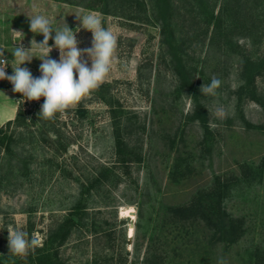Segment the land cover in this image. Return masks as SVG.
Wrapping results in <instances>:
<instances>
[{
  "label": "rangeland",
  "instance_id": "obj_1",
  "mask_svg": "<svg viewBox=\"0 0 264 264\" xmlns=\"http://www.w3.org/2000/svg\"><path fill=\"white\" fill-rule=\"evenodd\" d=\"M121 6L105 14L54 0H0V48L5 49L9 75L16 66L14 48H30L33 39L43 41L42 34L29 28L28 17L35 13L47 16L53 29H62L65 21L78 31L80 49L91 47L92 33L77 17L98 16L102 26L117 37L113 68L105 82L64 113H57L42 135V121L33 126L38 136L32 144L17 133L13 156L0 160L5 178L0 189V264H33L28 257L44 247L50 228L80 200L87 207L85 225L59 248L56 262L147 264L148 250L161 254L162 264H218L221 259L225 264L264 262V107L238 102L234 94L240 85L239 56L224 54L207 43H186L182 52L178 43L172 47L166 43L160 23L128 21ZM258 30L262 33L264 25ZM236 39L252 53L264 48L263 37L253 49L247 38ZM53 44L50 39L49 46ZM173 48L177 59L188 60L196 68V91L180 86ZM50 57L59 60V50L53 47ZM83 59L91 67L86 55ZM40 64L33 57L21 67L41 75ZM213 76L222 82L218 94H202L201 87ZM258 84L264 95V79L259 78ZM22 99L8 80H0V107L16 108L17 113L23 106L38 116L44 98ZM221 107L226 115L218 118L215 111ZM202 119L207 121L206 136ZM8 121H0V128ZM124 124L143 133L142 162H121L115 132H123ZM54 132L61 135V144L54 143ZM68 141L71 144L63 150ZM135 143L133 138L131 144ZM101 166L112 168L118 177L108 180L99 193L83 195V187ZM244 171L250 179L255 172L261 177L252 183L242 181L225 202L232 216L245 221L246 233L237 243L227 247L203 222H179L168 211L189 202L216 177L242 178ZM129 207L134 209L133 216H123L121 209ZM131 224L134 233L129 237ZM12 229L35 236L42 245L26 258L8 255L7 230Z\"/></svg>",
  "mask_w": 264,
  "mask_h": 264
},
{
  "label": "trees",
  "instance_id": "obj_2",
  "mask_svg": "<svg viewBox=\"0 0 264 264\" xmlns=\"http://www.w3.org/2000/svg\"><path fill=\"white\" fill-rule=\"evenodd\" d=\"M74 5H84L91 9H100L107 14L118 9L119 5L124 8V18L128 21L143 23H160L161 31L167 37V44L178 43L177 48L184 52L186 43L210 44L224 54H236L240 58L239 80L240 85L235 90L238 102L252 101L264 107V95L258 84V79H264V48H259L257 52H250L240 45L235 38L242 36L250 40L252 49L262 43L264 31L259 33V26L264 25V0H54ZM249 7V3H251ZM264 45V42H263ZM171 50V48H170ZM172 58L177 75L180 77V86H188V90L196 91L194 75L196 68L183 59H177L175 48L172 49ZM181 58V57H180ZM188 58V57H187ZM33 77L40 75L33 74ZM190 80V82L188 81ZM21 97L23 98L22 94ZM41 110V109H40ZM38 110V113L40 112ZM52 119L39 118L30 111L24 110L20 106L13 120H9L0 128V160L3 157L11 158L15 152L14 146L17 144L16 134L28 137L29 144L37 141L36 132L32 127L42 121L41 135L43 127ZM205 128L207 135L208 126L206 119L200 121ZM13 127L14 131L8 132L6 129ZM19 129V132L16 130ZM132 128L130 124H124V131L115 132V143L117 153L121 156V162H142L143 133L138 134V130ZM144 131V128H143ZM133 138L135 144H131ZM54 143L61 144V135L54 132ZM71 144L70 141L62 148ZM56 151L57 148H55ZM23 151L25 148L23 147ZM138 150V151H137ZM26 153V151H25ZM31 157V155H29ZM24 157L23 163H26ZM20 160V159H19ZM242 167H246L245 165ZM118 175L110 168L101 166L95 172L89 184L82 190L84 193H99L106 182ZM261 177L260 172H255L251 177L244 171L242 178H221L216 177L208 188L198 189L192 198L183 205L169 207L168 211L179 222L199 220L205 226L214 231L217 239L228 247L240 241L246 233L245 221L243 218L232 216L225 208V202L232 195L235 187L242 183H252ZM4 176L0 172V189L4 181ZM8 179V178H7ZM82 200L78 201L69 213L57 221L48 231V236L44 242V247L36 249L34 254L28 258L33 264H62L56 262L58 250L66 245L77 229L85 225L84 220L87 209ZM50 245V248L49 247ZM53 250V251H52ZM52 251V252H51ZM259 258V257H258ZM147 264H162L163 257L156 251L148 250L144 259ZM256 264H264L260 259Z\"/></svg>",
  "mask_w": 264,
  "mask_h": 264
},
{
  "label": "clouds",
  "instance_id": "obj_3",
  "mask_svg": "<svg viewBox=\"0 0 264 264\" xmlns=\"http://www.w3.org/2000/svg\"><path fill=\"white\" fill-rule=\"evenodd\" d=\"M84 29L92 33L91 47L80 49L76 39V32L65 26L62 29H53L50 19L39 13L28 17L30 31L34 34H42L43 41H31L30 48H14L12 74H7L5 68L9 61L3 58L5 49L0 48V80H8L12 84V91L20 93L23 101H38L44 98L39 118L53 119L57 113H64L66 110L81 101L92 91L99 88L107 79L113 68V58L117 49V37L109 29L102 26L98 16L88 15L77 17ZM23 37V33L14 31ZM55 32V36L52 33ZM53 39L54 44L49 46V40ZM22 40V39H21ZM53 47L59 50V60L52 59L50 53ZM30 52H39V55H29ZM87 56L91 60V67L88 66ZM41 60L39 77H33L27 67H21L26 62L30 63L32 58ZM221 80L216 76L211 78L207 85H203L200 92L205 95L216 96L217 89L221 86ZM215 115L218 118L225 117L223 108H217ZM8 231V255L26 258L30 251L42 245L40 239L28 237L22 230L12 229ZM218 264H225L223 259Z\"/></svg>",
  "mask_w": 264,
  "mask_h": 264
},
{
  "label": "bare ground",
  "instance_id": "obj_4",
  "mask_svg": "<svg viewBox=\"0 0 264 264\" xmlns=\"http://www.w3.org/2000/svg\"><path fill=\"white\" fill-rule=\"evenodd\" d=\"M13 111H14L13 109L7 108V111H6V115H5V117H12V115H13ZM2 119H3V118H2ZM121 210H122L121 214H122L123 216H128V215L133 216L132 214H133V212H134V209H133L132 207H129V208H122ZM133 233H134V226L131 224V225L129 226V229H128L129 237H131V236L133 235Z\"/></svg>",
  "mask_w": 264,
  "mask_h": 264
},
{
  "label": "crops",
  "instance_id": "obj_5",
  "mask_svg": "<svg viewBox=\"0 0 264 264\" xmlns=\"http://www.w3.org/2000/svg\"><path fill=\"white\" fill-rule=\"evenodd\" d=\"M7 111V106L0 107V121H8L14 119L16 115V108H14L12 117H5ZM3 118V119H2Z\"/></svg>",
  "mask_w": 264,
  "mask_h": 264
},
{
  "label": "built area",
  "instance_id": "obj_6",
  "mask_svg": "<svg viewBox=\"0 0 264 264\" xmlns=\"http://www.w3.org/2000/svg\"><path fill=\"white\" fill-rule=\"evenodd\" d=\"M5 72L8 74V70H7V68H5Z\"/></svg>",
  "mask_w": 264,
  "mask_h": 264
}]
</instances>
